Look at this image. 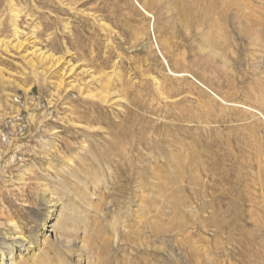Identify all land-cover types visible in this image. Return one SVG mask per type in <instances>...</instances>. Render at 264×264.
Listing matches in <instances>:
<instances>
[{
  "label": "rangeland",
  "instance_id": "374dc122",
  "mask_svg": "<svg viewBox=\"0 0 264 264\" xmlns=\"http://www.w3.org/2000/svg\"><path fill=\"white\" fill-rule=\"evenodd\" d=\"M0 40L5 250L264 264V0H0Z\"/></svg>",
  "mask_w": 264,
  "mask_h": 264
},
{
  "label": "bare ground",
  "instance_id": "6f19581e",
  "mask_svg": "<svg viewBox=\"0 0 264 264\" xmlns=\"http://www.w3.org/2000/svg\"><path fill=\"white\" fill-rule=\"evenodd\" d=\"M17 11V10H16ZM19 12V11H18ZM12 15H13V18H12V20H13V29H14V35H15V41H17L18 39H19V33L21 32L20 30H19V27H18V19H19V15L20 14H18L17 12H13V10H12ZM4 40V39H3ZM1 41V40H0ZM10 42V41H9ZM6 44V43H5ZM8 44H10V43H8ZM17 46L18 45H21V41H17V44H16ZM3 46H4V44H3ZM35 47V46H34ZM39 50V49H38ZM42 54H44V53H42ZM43 56V55H42ZM45 56V55H44ZM43 56V57H44ZM46 57H48V56H46ZM47 59V58H46ZM60 183V182H59ZM62 185V184H61ZM66 189V188H65ZM44 190H45V188H44ZM47 190V189H46ZM63 190V189H62ZM51 194V193H50ZM56 194V193H55ZM58 195V194H57ZM55 197H56V195H55ZM58 197H60L59 195H58ZM54 198V195L53 194H51V196H50V199L52 198L53 200H54V202H52L53 204V207L54 206H58L59 205V203H62V202H60V199L59 198ZM62 201V200H61ZM53 207L49 210V212H52L54 209H53ZM60 207V206H59ZM52 226L50 225H48V223L46 222L45 224H44V226H43V228H42V231H44V238L45 237H47V232L49 231V232H53V230H50V228H51ZM15 239H17V237L15 238ZM19 243L20 242H18V241H15V243H13V245L12 246H10V248L8 249V251H7V249L5 250V248H3V246H1L0 245V264H27V262L30 260V261H35L34 259H29V260H25L24 258H25V255L27 254V252H28V249L31 247V245H29L28 247H24L23 249H21V247L23 246V245H21V246H17V245H19ZM15 250H16V252H15ZM31 257H34V255H31ZM88 264H92V263H90L89 261H88Z\"/></svg>",
  "mask_w": 264,
  "mask_h": 264
}]
</instances>
